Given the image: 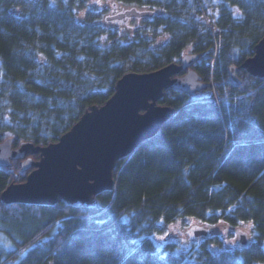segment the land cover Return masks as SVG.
<instances>
[{
	"label": "trees",
	"instance_id": "trees-1",
	"mask_svg": "<svg viewBox=\"0 0 264 264\" xmlns=\"http://www.w3.org/2000/svg\"><path fill=\"white\" fill-rule=\"evenodd\" d=\"M114 3L157 16L105 23ZM262 38L264 0H0V141L14 148L56 143L127 73L198 55L191 68L208 85L163 93L171 118L116 162L112 191L90 205L0 202V264H264V78L241 68ZM10 169L16 183L31 171L0 167V194ZM185 220L248 224L252 240L158 249L153 238Z\"/></svg>",
	"mask_w": 264,
	"mask_h": 264
},
{
	"label": "water",
	"instance_id": "water-1",
	"mask_svg": "<svg viewBox=\"0 0 264 264\" xmlns=\"http://www.w3.org/2000/svg\"><path fill=\"white\" fill-rule=\"evenodd\" d=\"M104 17L105 23L127 26L130 21L153 19V10L135 7L118 9ZM198 55H184L149 73H127L115 84L114 93L100 107L92 106L56 143L35 147L23 142L16 148L11 138L0 141V167L9 169L21 161L22 171L30 170L23 183L14 180L0 194L4 205L53 206L59 200L75 207L90 205L93 199L113 189V169L117 161L128 157L142 142L156 136L172 116L173 110L158 104L163 93L171 89L191 97L207 84L191 68ZM251 77L264 78V38L255 46L254 55L241 66ZM236 69H229V79L239 85ZM181 72L184 74L179 75ZM38 155L37 160L31 158ZM194 239L209 236L207 229L195 226ZM244 232H237V243L248 245Z\"/></svg>",
	"mask_w": 264,
	"mask_h": 264
},
{
	"label": "rangeland",
	"instance_id": "rangeland-1",
	"mask_svg": "<svg viewBox=\"0 0 264 264\" xmlns=\"http://www.w3.org/2000/svg\"><path fill=\"white\" fill-rule=\"evenodd\" d=\"M95 1L96 0H90V3H95ZM193 226L206 228L208 229L211 236H216L222 241L229 242L230 246L227 245L229 249H234L237 246L236 241L238 231L246 233L249 241L252 240V230L248 224H243L240 227L235 228L228 227L224 224L210 227L195 220H185L183 222L169 226L166 235L162 237H154V242L158 249H162L166 243L172 242L178 246V251L185 252L189 248L191 241L188 237V231Z\"/></svg>",
	"mask_w": 264,
	"mask_h": 264
},
{
	"label": "flooded vegetation",
	"instance_id": "flooded-vegetation-1",
	"mask_svg": "<svg viewBox=\"0 0 264 264\" xmlns=\"http://www.w3.org/2000/svg\"><path fill=\"white\" fill-rule=\"evenodd\" d=\"M32 156H33V155H32ZM32 156H31V158H32ZM37 159H38V157H37ZM37 159H36V160H37ZM14 162H15V161H14ZM19 162H20V164H21V161H19Z\"/></svg>",
	"mask_w": 264,
	"mask_h": 264
}]
</instances>
